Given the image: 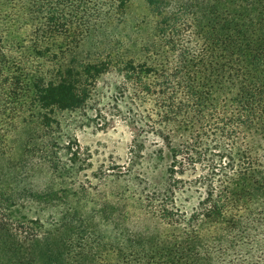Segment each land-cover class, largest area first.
Returning <instances> with one entry per match:
<instances>
[{"label":"trees","instance_id":"obj_1","mask_svg":"<svg viewBox=\"0 0 264 264\" xmlns=\"http://www.w3.org/2000/svg\"><path fill=\"white\" fill-rule=\"evenodd\" d=\"M146 1L154 32L131 39L119 31L130 0H0V156L21 123L22 156L51 162L59 112L110 74L132 153L150 142L165 164L139 198L146 227L105 199L91 231L70 205L31 229L27 264H264V0H206L205 22L192 2ZM30 193L61 200L49 185Z\"/></svg>","mask_w":264,"mask_h":264},{"label":"rangeland","instance_id":"obj_2","mask_svg":"<svg viewBox=\"0 0 264 264\" xmlns=\"http://www.w3.org/2000/svg\"><path fill=\"white\" fill-rule=\"evenodd\" d=\"M174 1L197 5L204 22L214 17L208 15L213 10L207 9L210 6L206 0ZM124 20L119 28L121 36L140 39L152 35L157 16L146 0H130ZM116 81L110 74L103 76L93 96L91 90L85 107L59 112L61 125L50 133L57 140L49 150L51 162L41 156L31 160L22 156L26 128L21 123L10 132V148L0 156V264H27L31 229H45L70 205L78 215L88 217L91 231L92 208L105 199L111 205L115 203L118 215L130 213L131 220L124 224L147 226L136 218L141 211L139 198L162 184L165 164L150 157V142L142 157L132 153L134 128L114 108ZM48 185L55 188L61 200L53 205L33 201L30 190H43ZM37 219L39 224L33 223ZM107 228L110 231L111 225Z\"/></svg>","mask_w":264,"mask_h":264}]
</instances>
